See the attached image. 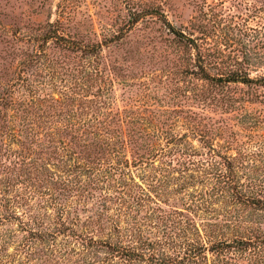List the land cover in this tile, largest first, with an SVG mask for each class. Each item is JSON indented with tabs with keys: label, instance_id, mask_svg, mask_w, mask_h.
<instances>
[{
	"label": "rangeland",
	"instance_id": "obj_1",
	"mask_svg": "<svg viewBox=\"0 0 264 264\" xmlns=\"http://www.w3.org/2000/svg\"><path fill=\"white\" fill-rule=\"evenodd\" d=\"M152 7L192 38L193 47L171 45L173 36L157 17L128 24ZM57 22L61 33L86 44L121 30L123 35L103 47L99 70H89L82 68L81 53L41 45L47 24ZM197 54L211 76L235 67L252 79L264 77V0H0V100L29 102L26 122L40 117L29 130L18 119L25 107L15 104L6 120L20 126L12 134L0 131V264L104 260L110 256L106 248L93 243L85 250L87 242L83 246L74 233L117 243L116 223L123 245L133 247L141 234L144 241L165 242L155 253L168 256H185L192 241L206 245L264 230V212L233 201L227 184L229 176L243 194L264 199V87L214 88L186 74L197 70ZM39 100H76L67 107L71 118L76 112L90 117L91 102L106 100L104 112L147 120L140 127L156 136L155 156L138 164L141 146L150 140L132 145L128 117L121 127L115 122L105 155L114 166L127 160L126 176L97 183L73 168L65 171L79 161L74 153L80 149L64 136V144L52 142L49 128H71L68 118L58 117L64 103L52 107ZM37 232L48 235L41 240L32 235ZM224 256L227 262L220 264H264V248H234Z\"/></svg>",
	"mask_w": 264,
	"mask_h": 264
},
{
	"label": "trees",
	"instance_id": "obj_2",
	"mask_svg": "<svg viewBox=\"0 0 264 264\" xmlns=\"http://www.w3.org/2000/svg\"><path fill=\"white\" fill-rule=\"evenodd\" d=\"M144 16H150V17H157L164 21V26L167 29L170 36H173L171 38V45L177 44L183 47L184 49L193 47V44H195L194 40L188 36H186L183 32L180 30H177L170 22L167 21L164 14L161 13L160 8H154L152 7L150 10H146L144 12H139V15L131 16V20L128 21V24L136 25L140 22L142 17ZM59 22L55 24H47L46 30L43 31V38H41V45L45 46V44H48L49 42H52L56 48L62 50V51H69V52H79L82 55V60L85 62L82 64V68H89V70H99L98 67L101 65L102 59V51L103 47L109 46L110 43L118 40L120 38V35H123V31H120V34L113 36V38L104 39L102 42L97 43H85L84 40H72L68 38L67 34L61 33L60 29L58 28ZM42 30V29H41ZM170 38V37H169ZM38 39H36L37 41ZM169 41V40H168ZM39 54H36V57H38ZM30 58H35V54H31ZM33 60V59H32ZM205 61L204 58L200 57L199 54L195 56L194 59V67H197V70H188L186 74L190 75H196L200 77L202 80L208 81L212 83V86L218 87V88H224L226 84H244L247 86L252 85H260L264 87V77L252 79L250 78L248 72L246 70L240 69V68H231L225 74L219 75L220 77L211 76L209 72L207 71L206 66L201 64ZM24 63V62H23ZM22 63V64H23ZM200 63V65L198 64ZM226 71V70H225ZM111 80L108 82L110 83ZM107 81H104L103 84H108ZM222 86V87H221ZM40 103L42 102H49L51 104L50 106H57L54 104L64 103V107L59 112V120L62 117V121L66 120L68 124L71 125V128L68 129H61L58 126H51L49 127L50 130L54 132L52 134V142L61 143L64 141V139L61 138V136L66 137L68 142L71 145H74L75 148L78 147L80 150L79 152H75L74 154H79V161L75 163L72 167H68L65 165L66 163H62L61 165H65L63 168L65 171L67 169H72L73 171H76L79 176L80 175H87V179L93 180V182H103V179L110 180L111 178H114L116 174H119L121 176L127 175V170L125 167L129 164V162L126 160L124 163V167H119L118 163H108L106 153H108V148H110V135H112L113 126L116 121H119V125L121 127V124L125 122V119L130 117V125L132 124V129L130 130V136L133 137L131 140V143L134 147L139 146V142L150 140L149 145L145 147V145H142L141 149L143 150V154L137 157L138 164H140V161L142 159H145L146 161L150 160L155 156V147L153 141L155 140L156 136L151 135L148 133V131L143 127V124L145 123L146 126L148 123L147 120L142 119V121H138L139 118H135L133 116L129 115H118L116 113H111L110 111L104 112V109L107 108L106 105L108 104L106 100H93L92 106H93V113L90 115V117L84 116L83 113L76 112L75 115L70 117V114L68 112V108L74 103H76V100H63V101H56V100H39ZM68 102V103H67ZM20 105L24 106V110L22 111L21 115L19 116V121L24 122L26 127H29L31 121L34 123L39 122V118L37 116H34L31 121L26 122L27 119L29 120V117L27 118L28 111L27 107L30 105L29 102H25V105H23L21 102H16L14 100H0V107L4 110H0V131L1 133H7L8 131H11V134L15 131L16 127L20 126V123L17 122V125H10V120H6L8 116V110L12 108L14 111V105ZM66 104V105H65ZM63 107V106H62ZM68 107V108H67ZM16 112H19V109L15 107ZM130 114V113H129ZM134 115L135 113H131ZM125 117V118H124ZM37 118V119H35ZM123 120V121H122ZM151 121V120H150ZM59 121H56V123ZM64 122V123H65ZM53 123V122H52ZM151 123V122H150ZM55 125V124H52ZM130 125L128 126L130 128ZM38 127V126H37ZM29 130H34L33 127H29ZM121 132V131H120ZM69 137V138H68ZM109 137V138H108ZM62 139V140H61ZM33 141V139H30V142ZM21 142V146L22 142ZM152 142V143H150ZM65 142H63L64 144ZM61 163V161H59ZM137 162L135 165H138ZM68 167V168H67ZM71 171V170H68ZM227 184L229 185V188L233 190L232 200L236 203H239L241 205H247L251 208H254L256 211H262L264 212V199L259 198H253V196H247L239 190L240 183L231 179L229 176L227 178ZM97 186V185H95ZM94 186V187H95ZM103 189V188H102ZM83 193V192H82ZM81 193V194H82ZM110 210L111 208H107ZM253 209V210H254ZM121 208H117L114 210L117 216L120 215ZM64 213V212H63ZM62 218V217H61ZM93 222V218H91L88 221V224H91ZM173 225L175 223L180 224V221L176 219L172 220ZM71 222V221H70ZM165 222H171V220L166 219ZM61 227L63 232H68V228L70 227L67 223L61 222ZM178 223L175 226H178ZM74 225V224H73ZM113 232L117 234L118 242H108L103 240L95 241L87 238L84 236L83 233H74L77 239L81 240L82 245H85V242H87V247H83L85 250L91 249V244L95 243V245H98L100 247L106 248L107 252L110 256L105 258L104 260H98L97 262L89 258L87 256H83V261L80 262L81 264H110L111 261H114L115 259L119 260V264H140L142 262H145L146 264H208L210 261L213 264H220L227 262L226 256L224 254L226 252H229L230 249H238L241 252L242 251H250V252H258L261 251L264 248V230L258 229V230H251V231H245V233L242 236H239L238 238H235L234 240H227V239H221L214 242H206L205 244H199L195 245L194 242L186 248L185 250V256H168V255H157L155 251L159 249L162 251L163 243L160 240H155V242H148L144 241L142 239L141 234H139L136 245L133 247H128L123 245L124 236L121 235L122 229L119 227V225L116 223L115 226L112 228ZM250 233V235H249ZM199 230L195 228V233L193 236H198ZM32 235L39 236V238H43L44 236H47L48 234L37 232L36 234L32 233ZM245 235V236H244ZM249 235V236H248ZM43 240V239H41ZM150 248V250L154 251L151 253L150 256H147L145 254V250ZM208 253H211L215 256V259L211 260L209 259ZM109 257H111V260L109 262ZM95 259V258H93ZM97 260V259H96ZM125 262V263H123Z\"/></svg>",
	"mask_w": 264,
	"mask_h": 264
}]
</instances>
